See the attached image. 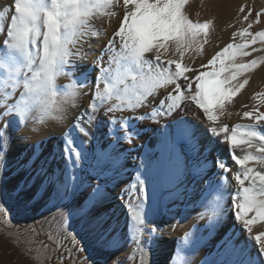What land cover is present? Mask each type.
I'll use <instances>...</instances> for the list:
<instances>
[{
	"label": "snow or ice",
	"instance_id": "snow-or-ice-1",
	"mask_svg": "<svg viewBox=\"0 0 264 264\" xmlns=\"http://www.w3.org/2000/svg\"><path fill=\"white\" fill-rule=\"evenodd\" d=\"M118 3L121 14L114 11ZM189 3L14 0L0 7V197L25 194V203H52L59 210L58 239L72 236L76 251H84L80 240L109 250L119 231L121 247L131 250L112 264H152L149 253L164 233L149 216L164 203L192 207L204 221L179 239L169 264H197L198 247L213 238L214 251L200 264H264V230L254 233L264 224V92L242 105L249 110L235 113L254 123L220 122L234 114L230 106L248 75L264 65V55L248 59L264 53V29L252 31L264 10L253 17L241 6L229 25L235 29L231 42L194 67L214 21L191 19ZM117 15L110 35L108 24L104 31L95 26ZM104 37L99 52L86 50ZM89 55L96 57L94 79L89 69L78 74ZM61 78L68 83L59 84ZM84 96L87 105L80 103ZM192 106L202 111L204 130L183 119ZM50 121L62 128L58 136L31 143L30 136L15 135L29 125L38 133ZM145 122L149 127H139ZM149 130L154 144L140 155L138 141ZM17 144L25 147L15 152ZM122 160L135 168L127 187L118 182ZM12 174L22 178L8 189ZM118 209L123 230L114 226ZM193 232L207 235L193 239ZM66 255L71 259V251Z\"/></svg>",
	"mask_w": 264,
	"mask_h": 264
},
{
	"label": "bare ground",
	"instance_id": "bare-ground-1",
	"mask_svg": "<svg viewBox=\"0 0 264 264\" xmlns=\"http://www.w3.org/2000/svg\"><path fill=\"white\" fill-rule=\"evenodd\" d=\"M14 0H0V7L4 5L13 4ZM229 2V0H228ZM227 4L226 0H190V3L186 6V11L189 13L190 18L193 20H199L204 22L206 20L212 19L214 21V29L211 32V39L210 43L205 45L204 54L203 56H197L195 59V64L192 65L194 67H198L200 63L207 62L211 56L224 46H226L229 42H231L232 33L235 30L234 28L230 27L229 25L234 22L236 16L238 15V9L241 6H246L247 10L251 9L253 13V17L257 12L264 10V0H236L235 3L227 7V9H223L224 5ZM115 12L121 14L123 9L122 5L118 3L114 9ZM120 19V15L104 18L103 21L97 20L95 26L100 27L101 31H104L103 24H108L106 31L110 35L114 28L117 26V22ZM110 21V23H109ZM264 29V17H261V23L259 25H255L252 31H259ZM95 39L93 38V42L95 43ZM107 41V37H104L100 40L98 44H95L93 48H85L90 53H97L99 52L100 46ZM236 42H239L237 40ZM259 47V45H257ZM192 53H189L191 56ZM264 53H254L253 57H249L248 59L257 58ZM151 56V54H149ZM95 55H89L86 60L80 62L78 67V74L83 72L86 69L91 70V78H95L97 75L92 61L95 59ZM167 57H165L166 59ZM187 62V61H186ZM191 75V74H189ZM249 84L246 88L241 92L239 96L235 98L234 105L230 106V111L234 113L230 117H222L221 123L227 124L229 127L234 126L237 123L242 124H251L254 123L251 120L243 119L242 116L236 115L235 113L243 111H247L249 109L243 108L242 105L248 104L251 106L253 101L251 97L253 94L257 92H264V65L258 67L254 72L248 75ZM59 84L63 85L68 83V81L64 78H61L58 81ZM90 101L89 96H84L80 100V103L83 105H87ZM149 109H141L140 111H148ZM80 111H83V108L79 109H72L70 110L69 117L77 115ZM199 115V119H196V115ZM119 115V114H118ZM127 115V113H125ZM175 115V114H174ZM172 117H168L166 119H171ZM10 119V118H9ZM183 119L190 121L191 123L197 125L199 128L204 130V125L201 124V121L205 118L203 117L202 111L195 109L192 106L186 114L183 115ZM70 123V119H69ZM31 125L29 127L23 128L22 131L15 133L16 136H24L28 135L31 138V143H36L39 140L45 139L49 135L58 136L62 128L55 122L50 121L45 126L44 129H41L38 133H32L30 131ZM141 128L149 127L148 123H142L139 125ZM154 127V125H153ZM155 137L152 135L151 131L142 132L141 139L138 141L139 152L140 155L146 151L147 148H151L154 144ZM52 142H55L54 140ZM25 145L17 144L14 146L15 152L21 151ZM45 148L49 147L48 144H45ZM127 147V145H124ZM220 149L223 150L227 148L226 144H221ZM239 153V150H237ZM216 154H223L221 153H213ZM122 164L125 167V173L120 176L119 183L122 184L123 187H127L128 183L134 179L135 175V168L133 167L132 160H122ZM231 163V161H229ZM235 169H233V172ZM22 177L20 175L12 174L9 175L6 181V186L8 189L13 188L18 181ZM234 184V181L232 182ZM0 186H3V182H0ZM232 190V187H229V191ZM198 195V193H193V196ZM26 195L21 194L19 197H0V207H3L4 210H16L18 207H28L31 209L38 220H42L44 225L47 224L49 229V235L59 236V210L53 207L52 203L45 204L43 201L37 199L32 201L31 203H25ZM118 223H115V227L119 230H123L125 226V216L123 210L118 209L117 214ZM149 219L152 222V226H159L163 228V236L158 239L153 246L151 252L149 253L150 259L152 264H169V257L172 256L175 252L177 247V242L179 239L188 231L192 230L193 228L202 229L204 221L197 219L196 210L192 207L185 208L183 205L178 207L168 206L165 207L164 203L159 204V206L154 210L153 213L150 214ZM42 222V223H43ZM46 227V226H45ZM262 227V226H261ZM260 227V228H261ZM264 227V226H263ZM257 228V226H256ZM47 229V228H46ZM256 232L258 229H254ZM260 230V229H259ZM263 230V229H262ZM47 231V230H46ZM201 234L207 235V233L201 232H193V239L198 238ZM120 232L117 233L118 243L111 249L104 251L105 256L107 259L110 258L112 264L113 260L118 261H125L126 257L129 256L130 247L124 246L121 247L123 241L119 240ZM55 238V237H54ZM67 239H71L72 236H69ZM218 238H213L211 240L205 241L200 244L197 250V254L195 255L194 259L197 264H200L205 257L214 251L213 245L217 242ZM59 241V240H58ZM70 242V240H69ZM82 244H84V240H80ZM89 244V243H88ZM70 245V244H69ZM79 247H83L84 251H77L79 252L77 255L78 263L77 264H95L96 257L94 254L95 252L100 251L94 245H82ZM66 250V249H65ZM66 252V251H65ZM65 252H63L62 257H66ZM103 252V251H102ZM67 260V259H66ZM0 264H35L34 261L27 257L24 253L18 250V248L4 238L0 234ZM65 264H73L72 262H66ZM107 264V263H106ZM129 264H136V262H129Z\"/></svg>",
	"mask_w": 264,
	"mask_h": 264
},
{
	"label": "rangeland",
	"instance_id": "rangeland-1",
	"mask_svg": "<svg viewBox=\"0 0 264 264\" xmlns=\"http://www.w3.org/2000/svg\"><path fill=\"white\" fill-rule=\"evenodd\" d=\"M226 1L227 4L224 5L223 9L232 6L236 0ZM42 222L28 207H18L16 210L10 211L6 209L0 213V234L13 243L21 253L31 258L35 264H65L66 262L77 264L79 252L72 248L71 239H66L61 243L58 237L53 236V240H48L49 229L47 224L44 225V222ZM256 226H254V229L264 230V224H257ZM254 233H256L255 230ZM90 244V242L79 243L80 246L88 245V247ZM69 251H71V259L67 255L65 258L62 257L63 252L66 254ZM95 253V264L111 263L110 258L107 259L104 251Z\"/></svg>",
	"mask_w": 264,
	"mask_h": 264
}]
</instances>
